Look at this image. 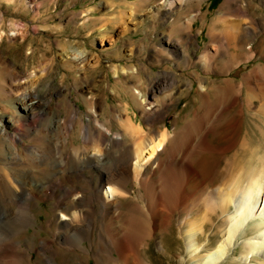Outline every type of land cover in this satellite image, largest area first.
Listing matches in <instances>:
<instances>
[{
	"label": "bare ground",
	"instance_id": "obj_1",
	"mask_svg": "<svg viewBox=\"0 0 264 264\" xmlns=\"http://www.w3.org/2000/svg\"><path fill=\"white\" fill-rule=\"evenodd\" d=\"M174 1L160 2L149 11L146 10L149 6L137 0L126 3L127 5L123 7L125 10L121 14L124 16L126 13L129 14L131 20L136 18L138 13L141 17L148 14L153 16L154 11L160 10L173 15ZM201 1L203 0H198V2ZM239 2L240 0H225V5L227 9L233 8L249 16L248 8L239 7ZM138 3L139 9L136 6ZM247 3H250V0H247ZM151 4H154V1ZM180 19V16L173 19L171 28L178 33L188 32L193 26L192 18L188 17L185 25L180 22ZM139 20L136 25L140 27L145 19ZM261 25L264 33V21ZM255 30L251 27L243 28L242 24L235 25L226 32L228 36L227 41L224 42L226 37L223 39L215 31L214 25L210 27V35L218 39L219 48L222 49L220 51L222 59L215 62L214 66L220 64L221 68H226L239 64L241 61L252 60L254 50L251 44L257 38ZM178 38L168 37L166 42L169 45L166 51L157 49L158 52L164 53L167 58H173V54L180 55L182 44ZM107 39H109L107 35H104L101 42ZM220 53L210 56L204 50L203 61L206 69L212 67L215 57ZM190 61L187 57V64ZM65 62L70 67L81 63L92 65L89 58L84 57L82 53L71 54ZM98 64L99 61L96 59L91 68H96ZM128 71L132 75L135 72L133 69ZM259 72L261 68H255L249 74V81L246 84L235 83L231 79L225 80L224 85L218 86L212 93H209L205 86H201L197 90V103L200 104L191 112L192 119L186 120L181 127L174 126L172 131L165 127L161 134L153 135L154 132L151 134V131L142 127L141 124H134L126 108L124 117H116L123 133H113L114 137L104 151L107 157L97 162L92 161L90 156L81 160L77 158V154L66 149L69 134L75 129L76 124L81 126L84 142L87 144L92 142L101 144L107 139L102 130H96L97 126L110 134L106 125L97 119L100 116L93 115L96 113L94 110L96 105L91 97L85 102L93 114L90 113L89 120L85 122L79 116L78 110L67 102L59 89L54 90L48 87L47 92L38 97L33 92L25 91L15 100V113L0 116V171H2L0 174V264L13 262L16 255L18 256L19 251L15 249L21 242L18 243L16 237L35 224L37 216L33 208L40 201L49 200L54 201L52 215L55 217L59 215L61 220L58 224L63 223V227L68 229L63 235L60 234L59 239L71 246L75 244L77 247L74 248L75 250L81 252L86 250L81 241L94 237V231L98 228L95 215L99 218L98 224L101 230L98 235L99 248L107 255L109 261L115 259L112 253L117 252L123 264H144L140 259L139 251L143 246L147 247L153 235L157 234L162 244L164 235H169L177 229L185 243L184 254L189 258L188 264H218L227 257L253 220L258 222V229L256 233L245 239V246L250 249L246 256L247 261L251 253L264 257V202L261 210L259 209L264 199V179L261 178V174L259 178H255L254 173L257 175L258 169L252 172L253 178L246 185H243L245 179H240V174L243 175L246 171L245 165L244 171L241 168V163L246 160L247 155H253L255 152L241 145V157L234 155L232 160L218 169L216 176L210 173L211 169H208L210 166L208 154L220 150L211 137L220 135V129L230 114L235 113L240 116L243 106L251 114L252 108L256 106L257 111L252 118L264 120V76L259 78ZM30 78L31 81L39 80L31 76ZM256 79L260 80L258 81L260 85H254V87L249 85L252 81L256 83ZM178 82L175 74L165 73L162 78L149 85L148 91L153 102L139 104L142 105L144 120L150 128L154 129L166 115L159 110V105L164 99L159 98L158 94H166L173 90L174 86L178 90ZM185 86L188 85L185 84ZM244 86L247 88L248 97L243 104L241 97ZM0 88L3 93L4 85ZM142 94V89L137 88L132 93L136 99L139 96L142 97ZM211 94H213V100ZM54 95L57 100L61 98L66 100L58 102L56 106L58 109L63 105L67 106V114L63 118L59 111L52 114L53 107L50 103ZM233 109L238 110L234 112ZM90 119L93 123H90ZM193 123L197 124L195 130L191 128ZM125 138L129 139V145ZM21 139L33 143L22 150L19 147ZM226 150V148L222 149L221 154ZM259 160L263 174L264 158ZM249 162L248 160L247 163ZM154 164L157 169L152 168ZM92 167L97 169L98 176L86 182L93 193L89 195V198H85L86 192L76 185V179L81 178L79 173L84 177V171ZM35 169H40L44 177L38 179ZM176 173L182 174L181 183L177 182ZM68 174L71 176L67 177ZM58 175L62 177L57 179ZM131 177L134 178L133 181L138 182L137 188L140 192L143 191L142 196L147 189H151L154 193L155 203L153 205L149 203L146 210L135 201H129L126 211L122 210L124 206L122 201H126L128 196L126 186L131 182ZM35 191L41 193L38 195ZM47 192H50L49 195L46 194ZM80 195L82 198L78 199ZM92 203L97 205L95 210L85 213L77 210L78 206L92 208ZM117 209L121 211L114 215ZM69 212H72L70 217H68ZM131 213L136 214L140 221L134 227L132 224L129 225ZM225 215H229L228 221L226 220V230L219 245L211 250L210 243L207 244L210 241L207 240L206 243L201 238L207 234L205 221L211 220L213 224V219L222 220ZM82 219H87L89 223L81 226ZM175 219L179 223L176 229ZM39 242L41 243L39 263L55 264L50 255L53 244L50 240L41 239ZM161 247L165 251L164 247ZM203 248L208 249L207 252H209L200 258L199 253ZM103 255L101 254L105 258ZM258 264H264V262Z\"/></svg>",
	"mask_w": 264,
	"mask_h": 264
},
{
	"label": "rangeland",
	"instance_id": "obj_2",
	"mask_svg": "<svg viewBox=\"0 0 264 264\" xmlns=\"http://www.w3.org/2000/svg\"><path fill=\"white\" fill-rule=\"evenodd\" d=\"M134 1L137 0H0V86L4 85L5 87L3 93L0 91V116H9V114L15 113V100L25 91L33 92L38 97L44 95L48 87H51L54 90L59 89L67 102L78 110L79 116L87 122L93 113L90 112L85 100L91 97L96 105L94 106L96 113L93 115L100 116L97 119L106 125L110 134L97 126L96 130H102L107 139L101 144L97 142L87 144L84 142L81 126L76 124L75 129L69 134L66 149L77 154V158L81 160L90 156L92 161L97 162L107 157L104 151L114 134L123 133L116 117H124L126 108L134 124H141L142 127L150 130L151 134L154 132L153 135L161 134L165 127L172 131L174 126L181 127L186 120L192 119L191 112L200 104L197 103V90L201 86H205L207 91L212 93L218 86L224 85L225 80L231 79L235 83L246 84L249 81V74L255 68H261V72L258 74L259 78L264 76V33L261 29V23L264 21L263 0H250V3H247V0H240L238 6L247 7L249 16L233 8L227 9L225 0H203L201 2L198 0H175L173 15L160 10L159 12L154 11L153 16L148 14L149 16L141 17L138 13L136 18L131 20L129 14L126 13L124 16L121 12L125 10L123 7L127 5L126 3ZM153 1L154 4H151ZM165 1L168 0H138V2L149 6L146 9L149 11L153 10L160 2ZM136 6L139 9V3ZM121 15H123L122 18ZM179 16L180 22L184 25L188 17L192 18L193 26L188 32L178 33L171 28L173 19H177ZM140 18L145 19V22L139 27L136 24ZM239 24H242L243 28L256 29L257 38L251 44L254 50L253 59L241 61L239 64L236 63L226 68H221L220 64L214 66L215 62L222 59L220 53L222 49L219 48L218 39L210 35V27L214 25L215 31L223 39L226 37L224 40L226 42L228 36L226 32ZM104 35H107L109 39L101 42ZM168 37H179L180 44H182L180 55L173 54V58H167L164 53L158 52L157 49L166 51L169 45L166 42ZM204 50L210 56L220 53L215 57L210 69L205 68ZM73 53H82L84 57L89 58L92 65L97 59L99 64L94 69L91 68L92 65L83 63L70 67L65 60ZM187 57L191 60L188 64ZM130 69L135 70L133 75L128 71ZM165 73L177 76L178 90L174 86L175 88L168 93L158 94L159 98L164 99L159 105V110L165 112L166 115L163 121H159L152 129L147 126L142 114V105L139 103L153 102L148 91L149 85L162 78ZM30 76L35 79L39 78V80L32 79L31 81ZM255 81L256 83L252 81L249 85L252 87L260 85L258 82L260 80L256 79ZM185 84L188 86L186 87ZM135 88L142 89V97L139 96L137 99L133 97L132 93ZM211 97L213 100V94ZM247 97L248 91L244 86L242 88V103H245ZM64 98L57 100L54 95L52 102L50 101V105L53 107L52 114L59 111L62 118L67 114V106L63 105L60 109L56 106L58 102L66 101ZM200 110L202 111V109ZM237 110L233 109L234 112ZM255 111H257L256 106L252 108L251 114L243 106L240 116L235 113L230 114L220 129V135L211 137L213 143L220 149L208 154L210 156L208 169H211V172L209 171L211 174L216 176L218 169L227 161L232 160L234 155L240 158L242 154L240 148L241 145H244L246 149H253L255 153L247 155L246 160L240 165L243 171L246 167L244 174H240V179H245L243 185L250 182L253 178L252 172H256L257 169V175L254 173L255 178H259L261 174V178L264 179L259 160V158H264V120L252 118L256 114ZM90 123H93L92 119H90ZM195 126L197 127V124L193 123L192 130H195ZM124 140L128 145L130 144L129 139L125 138ZM32 143L21 139L19 147L23 150ZM225 148L226 152L221 154L220 151ZM248 160L249 163H247ZM250 167L253 168L252 171ZM152 168L157 169L155 164L152 165ZM35 171L38 179L44 177L40 169H35ZM249 171L251 172L249 173ZM83 174L84 177L80 176L81 173L78 174L81 178L76 179V185L86 192L85 198H89L93 191L89 189L86 182L91 181L92 177L98 176L97 169L95 167L86 169ZM69 176L71 175L68 174L67 177ZM245 176L247 177L245 178ZM60 177L62 175H58L57 179ZM175 178L178 183H181L182 174L176 173ZM133 179L131 177V182L126 186L128 196L126 201H122V203L124 202V208L122 207L124 211H126L129 201L139 203L144 209L149 203L152 205L155 203L153 191L147 189L145 195L142 196L143 191L138 190V182ZM213 190L215 191V189ZM35 192L38 195L41 193L40 191ZM49 193L46 194L49 195ZM81 198L80 195L78 199ZM53 202L52 200L40 201L33 208L37 220L35 224L29 226L26 232L16 237L18 243L21 242L15 249L19 251V254L16 255L13 262L10 261L11 264H17V262L18 264H40L41 243L39 241L41 239L50 240L53 244L50 255L55 264H123L117 252L112 253L115 258L111 259L112 261L107 260V255L101 252L98 239L101 230L100 224H98L99 218L96 215L95 222L98 228L94 231V237L81 241L86 250H82L83 252L75 250L74 248H77L75 244L71 246L61 241L60 234L63 235L68 229L63 227V223L58 224L61 220L59 215L56 217L52 215ZM263 202L264 199L260 210ZM91 206L92 208L78 206L77 210L85 213L92 209L95 210L97 205L92 203ZM117 210L114 215L120 213L119 210L121 211V209ZM71 214L72 212H69L68 217ZM130 216L129 225L132 224L134 227L139 224L140 221L136 214L131 213ZM225 218L222 219H225L224 221L220 218L213 219V224L211 220L205 221L207 234L201 238L203 242L210 241L207 244L210 243L211 250L219 245L226 230L225 226L229 215H225ZM125 220L128 221L127 218ZM68 222L70 221L68 220ZM82 223L81 226H85L89 221L82 219ZM178 225V220L175 219V229ZM257 226L258 222L253 220L227 257L218 264L264 262V257L257 253H251L248 261L246 257L250 249L245 246V239L257 232ZM178 234L177 229L169 235L165 234L162 244L158 235L154 234L147 247L143 246L139 251L142 262L144 264H188L189 258L184 254L185 243L181 235ZM203 249L199 253L200 258L209 252H207L208 249ZM99 253L104 254L105 258ZM108 257L110 258L109 255Z\"/></svg>",
	"mask_w": 264,
	"mask_h": 264
}]
</instances>
